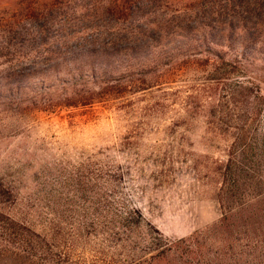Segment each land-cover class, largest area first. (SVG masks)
Here are the masks:
<instances>
[{
    "label": "rangeland",
    "instance_id": "rangeland-1",
    "mask_svg": "<svg viewBox=\"0 0 264 264\" xmlns=\"http://www.w3.org/2000/svg\"><path fill=\"white\" fill-rule=\"evenodd\" d=\"M164 1L0 0V179L15 194L5 209L65 264H129L111 221L131 207L170 239L221 218L211 169L230 138L207 121L226 86L205 52L185 65L174 56L181 66L165 73L173 42L197 44L201 31L192 16L169 20ZM215 1L222 22L204 31L239 60L233 77L264 94V0L230 14ZM153 20H169L165 32ZM186 22L184 36L168 32Z\"/></svg>",
    "mask_w": 264,
    "mask_h": 264
},
{
    "label": "trees",
    "instance_id": "trees-1",
    "mask_svg": "<svg viewBox=\"0 0 264 264\" xmlns=\"http://www.w3.org/2000/svg\"><path fill=\"white\" fill-rule=\"evenodd\" d=\"M201 1L175 7L164 1L162 8L169 14V20L192 16L197 22L195 30L199 26L201 31L197 44L190 41L176 44L175 40L169 47L174 55L164 68L169 74L181 64L198 61L196 56L205 52L201 61L213 66L215 73L211 79L226 86L213 101L214 113L207 121L219 134L230 138L226 159H215L211 169L215 182L213 197L219 203L221 218L203 230L170 239L162 233L154 235L151 226L141 222L137 208L118 213L111 221L113 234L129 249V264H264V94L252 81L233 77L240 72L239 60L236 56L226 58L204 31V26L222 22L218 18L221 11L215 0L208 4ZM225 1L228 14L238 12L235 9L241 0ZM128 9L125 6L123 11ZM169 20L164 25L155 20L151 24L165 32ZM185 24L174 23L176 29L168 32L182 37L189 28L188 22ZM228 25L233 28L231 22ZM174 56L181 57V64ZM14 195L12 187L0 179V264L67 263L65 253L46 234L6 211L5 205Z\"/></svg>",
    "mask_w": 264,
    "mask_h": 264
}]
</instances>
